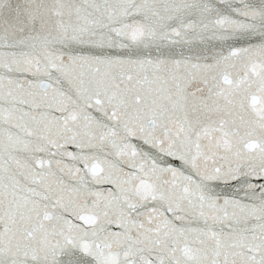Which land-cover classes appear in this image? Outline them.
I'll return each instance as SVG.
<instances>
[{
	"label": "snow or ice",
	"instance_id": "6c2138e0",
	"mask_svg": "<svg viewBox=\"0 0 264 264\" xmlns=\"http://www.w3.org/2000/svg\"><path fill=\"white\" fill-rule=\"evenodd\" d=\"M0 264H264V0H0Z\"/></svg>",
	"mask_w": 264,
	"mask_h": 264
}]
</instances>
